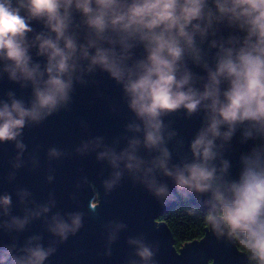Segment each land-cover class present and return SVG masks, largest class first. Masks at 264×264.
<instances>
[{"label":"clouds","instance_id":"obj_1","mask_svg":"<svg viewBox=\"0 0 264 264\" xmlns=\"http://www.w3.org/2000/svg\"><path fill=\"white\" fill-rule=\"evenodd\" d=\"M102 75L119 86L131 115L110 141L80 120L86 136L74 148L46 149L45 182L55 180L54 161L94 155L104 198L126 180L161 207L195 197L206 208L207 233L241 247L249 264H264V0H0V80L21 92L0 96V145L14 150L9 184L21 169L41 167V146L28 150L25 129L70 112L78 86H97L102 95ZM177 114L199 119L187 142L174 127ZM85 186L94 193L87 212L79 206ZM69 198L75 210L59 209L54 190L42 201L21 185L0 193V234L12 237L0 241V264H48L101 203L87 175ZM37 220L47 243L43 232L20 243ZM127 228L120 219L101 224L104 255ZM126 242L142 264H158L159 241L146 243L141 233Z\"/></svg>","mask_w":264,"mask_h":264},{"label":"water","instance_id":"obj_2","mask_svg":"<svg viewBox=\"0 0 264 264\" xmlns=\"http://www.w3.org/2000/svg\"><path fill=\"white\" fill-rule=\"evenodd\" d=\"M98 79L101 80L99 89L102 95L96 94L97 86H78L70 112H61L49 117L38 127L25 129L24 141L28 145V150L31 151L36 145L41 146L39 169L34 171H29L27 168L21 169L16 181L9 184L5 176L9 170V158L14 155L13 145L10 143L0 145V193L12 192L14 186L21 185L30 188L37 200L42 201L46 199L49 190H54L58 208L70 211L77 207V204L69 198V194L74 190L75 181L80 175H87L100 191L101 203L95 210L97 215L91 213L86 215L84 227L76 236L70 237L67 242L60 245L48 264H126L129 258L142 264L139 257L134 255L136 246L126 242L127 237H136L141 233H144L146 243L160 242L159 251L154 257L158 264H247L246 254L238 246L235 249L224 242H218L207 231L199 240L201 242L188 243L180 249L177 248L170 227L166 222L159 220L176 206L178 201L167 207H161L142 187L139 185L133 187L127 180L110 197L104 198L103 191L100 189L102 166L96 162L94 155L88 157L73 155L63 161H54L52 167L55 168V180L52 184L45 182L48 168L46 149L51 145L68 150L74 148L86 136L85 131L80 127V120L88 122L91 134L104 135L110 141L113 135L123 130V124L131 115L120 99L119 86H116L106 75L99 76ZM9 88L16 89L17 94H21L17 85L6 78L0 80V96ZM23 95L27 97L29 91L25 90ZM112 104L119 105L118 112L113 113L110 110ZM172 119L175 121L174 127L178 129L186 142L199 127L198 118L188 120L184 119L182 114H177ZM237 147L239 149L240 146ZM235 171L234 169V174ZM104 174L107 175V170ZM168 182L171 185L172 182L170 180ZM92 198H94L93 191L85 186L79 193V206L87 212ZM13 199V213L20 214L21 209L15 204V197ZM190 201L206 210L195 197ZM108 219H120L128 224V228L120 233L119 240L112 245L111 256L104 255L106 249L101 237V224ZM34 232H43L44 242L47 243L49 234L44 231L40 220L34 221L27 231L19 234L20 243ZM11 239L9 235L0 234V241L4 243H11Z\"/></svg>","mask_w":264,"mask_h":264},{"label":"trees","instance_id":"obj_3","mask_svg":"<svg viewBox=\"0 0 264 264\" xmlns=\"http://www.w3.org/2000/svg\"><path fill=\"white\" fill-rule=\"evenodd\" d=\"M192 206L196 205L190 200L184 201L180 198L177 205L161 216L159 220L166 222L170 227L174 235L175 244L179 249L185 244L201 240L207 231L208 226L203 222V213L205 210L198 206L200 209L198 214L190 216L188 209ZM238 248L245 252L241 247L238 246ZM247 264H249L248 261Z\"/></svg>","mask_w":264,"mask_h":264}]
</instances>
